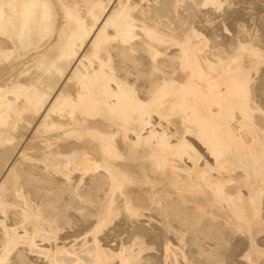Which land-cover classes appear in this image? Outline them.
Here are the masks:
<instances>
[{
  "label": "bare ground",
  "instance_id": "bare-ground-1",
  "mask_svg": "<svg viewBox=\"0 0 264 264\" xmlns=\"http://www.w3.org/2000/svg\"><path fill=\"white\" fill-rule=\"evenodd\" d=\"M0 264H264V0H0Z\"/></svg>",
  "mask_w": 264,
  "mask_h": 264
}]
</instances>
